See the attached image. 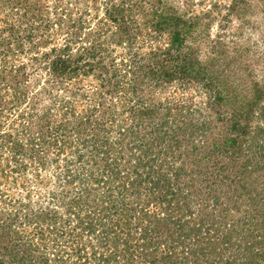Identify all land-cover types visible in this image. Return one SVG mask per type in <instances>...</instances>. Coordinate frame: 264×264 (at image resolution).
<instances>
[{
    "label": "rangeland",
    "instance_id": "rangeland-1",
    "mask_svg": "<svg viewBox=\"0 0 264 264\" xmlns=\"http://www.w3.org/2000/svg\"><path fill=\"white\" fill-rule=\"evenodd\" d=\"M229 263L264 264V0H0V264Z\"/></svg>",
    "mask_w": 264,
    "mask_h": 264
},
{
    "label": "trees",
    "instance_id": "trees-1",
    "mask_svg": "<svg viewBox=\"0 0 264 264\" xmlns=\"http://www.w3.org/2000/svg\"><path fill=\"white\" fill-rule=\"evenodd\" d=\"M214 80H212L211 82H213ZM210 82V83H211ZM218 92H219V95H218V98H223V93H222V90L221 89H218ZM229 264H231V263H229Z\"/></svg>",
    "mask_w": 264,
    "mask_h": 264
}]
</instances>
